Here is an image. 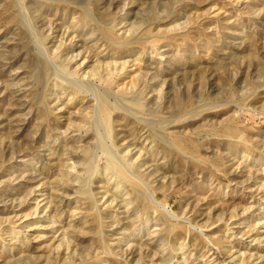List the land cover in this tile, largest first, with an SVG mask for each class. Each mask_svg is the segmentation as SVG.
<instances>
[{
    "label": "rangeland",
    "instance_id": "obj_1",
    "mask_svg": "<svg viewBox=\"0 0 264 264\" xmlns=\"http://www.w3.org/2000/svg\"><path fill=\"white\" fill-rule=\"evenodd\" d=\"M0 264H264V0H0Z\"/></svg>",
    "mask_w": 264,
    "mask_h": 264
},
{
    "label": "bare ground",
    "instance_id": "obj_2",
    "mask_svg": "<svg viewBox=\"0 0 264 264\" xmlns=\"http://www.w3.org/2000/svg\"><path fill=\"white\" fill-rule=\"evenodd\" d=\"M57 72V71H56ZM55 74V73H54ZM60 77V76H59ZM66 78V77H65ZM78 84V83H77ZM84 84V83H83ZM80 85V84H79ZM81 86V85H80ZM83 86V85H82ZM81 86V87H82ZM85 86V85H84ZM83 86V87H84ZM90 87V86H89ZM86 88V87H85ZM81 89V88H80ZM84 89V88H83ZM82 90V89H81ZM96 91V90H95ZM90 92V91H89ZM97 92V91H96ZM108 93V92H107ZM110 93V92H109ZM103 95V94H102ZM100 96V95H99ZM105 95H103V97H104ZM103 97H102V99H103ZM99 99H101V98H98V100ZM119 99V98H118ZM97 100V99H96ZM110 101V100H109ZM121 101V100H120ZM97 103V102H96ZM112 103V102H111ZM111 103H110V105H111ZM109 104V103H108ZM116 104V103H115ZM121 104V103H120ZM112 105H114V104H112ZM117 106V105H116ZM119 106H121V105H119ZM97 108V107H96ZM95 108V109H96ZM100 112V111H99ZM100 117V116H99ZM95 120V119H94ZM99 120V119H98ZM103 121V120H102ZM94 123V122H93ZM96 123V122H95ZM101 126H103V124L101 125ZM101 126H100V128H101ZM106 133V132H105ZM98 134V133H97ZM104 134V133H103ZM100 138V137H99ZM97 139H98V137H97ZM105 139V138H104ZM97 141V140H96ZM116 147V146H115ZM117 148V147H116ZM109 150V149H108ZM113 150V149H112ZM114 152V151H113ZM121 152V151H120ZM93 153V152H92ZM103 153V152H102ZM114 154H115V152H114ZM92 155V154H91ZM105 155V154H104ZM107 158V157H106ZM125 158V157H124ZM94 160V159H93ZM114 160V159H113ZM111 161V160H110ZM117 162V161H116ZM111 163V162H110ZM92 164H94V163H92ZM130 164V163H129ZM81 165V164H80ZM79 166V165H78ZM113 168V167H112ZM92 170H94V169H92ZM91 170V171H92ZM96 170V169H95ZM109 172V171H108ZM134 173V172H133ZM94 175V174H93ZM132 175V174H131ZM135 175V174H134ZM136 176V175H135ZM88 177V176H87ZM90 177H91V175H90ZM89 189V188H88ZM88 193V192H87ZM90 195V194H89ZM66 197V196H65Z\"/></svg>",
    "mask_w": 264,
    "mask_h": 264
}]
</instances>
